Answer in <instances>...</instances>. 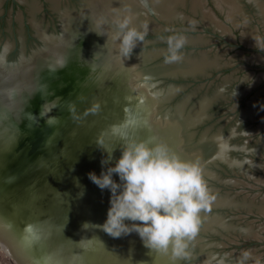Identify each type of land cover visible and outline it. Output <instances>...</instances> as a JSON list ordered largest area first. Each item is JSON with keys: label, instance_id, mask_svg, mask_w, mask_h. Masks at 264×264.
Here are the masks:
<instances>
[{"label": "water", "instance_id": "95a60500", "mask_svg": "<svg viewBox=\"0 0 264 264\" xmlns=\"http://www.w3.org/2000/svg\"><path fill=\"white\" fill-rule=\"evenodd\" d=\"M97 1V7H106L107 0ZM212 1L224 21L241 28L239 41L245 46L236 45L235 56L247 60L243 52L258 39L246 22V5L263 23L264 3ZM131 3L135 10L126 13L129 27L150 37L130 56L120 51L133 66L109 59L106 64L100 53L90 61L78 60L91 38L83 31L70 35L57 52L54 43H46L44 38L62 35L63 11L88 19L81 10L85 0L76 10L55 12L57 23L51 27L43 26L38 5L31 2L33 40L26 42L19 30L18 41H0L1 249L16 264H264L253 249L236 250L240 239L255 240L264 233V201L240 196L244 189L264 184L257 174L264 173V118L254 97L246 98L249 87L241 89V81L229 87L235 79L221 71L230 61H221L222 52H212L214 42L203 33L206 26L212 32L228 31L222 40L235 46L229 43L231 29L205 8V0ZM97 12L120 32L124 20ZM78 45L83 48L76 55ZM173 54L178 58L173 60ZM130 118L137 123L126 129L129 138H155L201 167L209 207L202 211L184 257L149 250L135 233L112 238L99 228L110 193L87 173L101 171V142L114 150V158L120 156L123 141L112 129ZM74 178L83 187L82 196ZM29 225L38 238L25 232Z\"/></svg>", "mask_w": 264, "mask_h": 264}, {"label": "clouds", "instance_id": "9594fccd", "mask_svg": "<svg viewBox=\"0 0 264 264\" xmlns=\"http://www.w3.org/2000/svg\"><path fill=\"white\" fill-rule=\"evenodd\" d=\"M129 24L125 20L119 25L120 51L125 56H130L144 40V34ZM182 43L178 41L175 47ZM177 58L173 54L172 59ZM257 104L264 111V102ZM136 123L135 118H130L121 127L112 129L123 141L120 156L114 158V150L109 151L101 142L98 145L104 153L101 171L87 173L101 191L110 193L106 218L99 228L112 238L135 233L149 250L173 258L184 257L201 223V213L209 207L210 194L201 167L155 138H129L126 129ZM74 181L81 187L82 196L83 187L78 178ZM25 232L38 238L33 225L27 226Z\"/></svg>", "mask_w": 264, "mask_h": 264}, {"label": "bare ground", "instance_id": "6f19581e", "mask_svg": "<svg viewBox=\"0 0 264 264\" xmlns=\"http://www.w3.org/2000/svg\"><path fill=\"white\" fill-rule=\"evenodd\" d=\"M85 2L86 3L84 4V6H82L81 10L87 13L86 16H88V19L84 21L82 20V17L78 18V14L76 12L63 11L61 13V18H63L64 20L62 35L58 36L57 38H44L46 40V43H54L55 48L57 49L55 50V52H57L60 49V45H62L70 35L75 34L76 36V34H79L81 31H83V33L91 36V38L88 41L90 42L88 46H86L85 49L80 52L78 60L81 61V59H83L82 61H90L93 60L91 56L94 55L96 58L99 55L98 53H100L101 55L99 56L100 58L104 57L103 61L105 63L109 59V61H113V63L119 61L121 65H123V63L125 62H130L133 66L134 64L132 60H126L127 58L124 55H120V40L118 38L119 33L114 32V29L116 28L112 24L109 25L108 22L104 20L103 16L97 12H107L106 17H111L117 22H119L120 19L124 21L129 20V16L127 17L126 13L133 12L135 10L134 6L131 3V0H107L106 7H97V4H99L98 1L91 2L85 0ZM139 2L141 3V1ZM236 8H238V6ZM97 19H100L99 22H97ZM36 28L38 30V33H42V27L40 25H37ZM81 48L83 47H80V45L76 47V55L81 50ZM29 59V57L24 58V61L26 62ZM244 203H246V201H244Z\"/></svg>", "mask_w": 264, "mask_h": 264}, {"label": "rangeland", "instance_id": "374dc122", "mask_svg": "<svg viewBox=\"0 0 264 264\" xmlns=\"http://www.w3.org/2000/svg\"><path fill=\"white\" fill-rule=\"evenodd\" d=\"M212 10L209 9V7L205 6V8H208L210 10V13L217 17L219 20H221L226 27L231 29V35H233V40L229 39V43H232L231 41L238 40L240 38L241 28H233L229 22L224 21L223 19V12L219 9L218 6L215 5L214 1H212ZM213 10H215L214 13ZM207 27H204V35L207 39H209L211 42H214L212 46H210L212 52L215 50H218L222 52V60L221 61H230L227 67H223L224 69L221 71L222 76H233L235 80H233L229 87H234L239 84V81H241L240 88H247L249 87V93L246 95V98L249 99L250 97H254V101H264V68L261 67L260 62L255 60H248V57L246 55V50L243 52L244 57L247 58V60H244L238 56H235L236 52L240 50L239 48H236L235 46H231L228 43H225L223 41L218 43V40L212 37V34L207 32L205 30ZM228 34L229 32H219L218 34L223 36L224 34ZM149 35H144V39H149ZM209 41V42H210ZM240 42V41H239ZM241 46H245V44L241 43ZM260 57V55H258ZM248 76V77H247ZM247 77V78H246ZM217 82V80H216ZM241 104L239 105L240 108H243L245 106V101L240 100ZM261 111V110H260ZM262 112L261 119L264 118V111ZM258 122L253 121L252 125H256ZM264 160V159H263ZM257 174L264 178V173L257 172ZM244 181H247L245 179H242ZM245 194H248V200L253 197L254 202L255 201H264V184L262 186H259L257 189H244V191L240 194V196H243ZM254 217L250 216L247 219L251 220ZM263 222L262 219H258L255 221V224ZM239 244H241V247H236V250L240 249H253L257 255H260V258H257L258 260L264 259V233L263 236L260 238L258 237L255 240H239ZM233 248V247H231ZM235 248V247H234ZM255 261V260H253ZM257 261V260H256ZM0 264H16L15 261L8 256L3 249L0 247Z\"/></svg>", "mask_w": 264, "mask_h": 264}, {"label": "flooded vegetation", "instance_id": "af4514ba", "mask_svg": "<svg viewBox=\"0 0 264 264\" xmlns=\"http://www.w3.org/2000/svg\"><path fill=\"white\" fill-rule=\"evenodd\" d=\"M80 0H0V41H18V31L22 33L25 41L30 43L33 40L32 28L30 24V3L36 2L38 5V17L39 20L43 18V26L47 23L50 25L57 23V17L55 12L60 10H71L72 8L78 9V2ZM95 2L97 0H87ZM206 6L209 9L212 8V0H205ZM264 3V0H261ZM86 3V2H85ZM215 10H213L214 12ZM215 13V12H214ZM216 14V13H215ZM246 14H247V24L249 27L255 29V35H257L256 40H254V45L249 51H245L246 55L249 58H252V61H258L261 64V67L264 68V21L261 23L259 16L255 14L254 8L250 5H246ZM224 18V16H223ZM37 25V24H35ZM207 32L212 34V37L218 40V43L223 41L222 36H219L217 32H212V26H206ZM232 45H238L241 47V44L238 40L231 41ZM236 48H238L236 46ZM254 49V50H253ZM260 55V57H258Z\"/></svg>", "mask_w": 264, "mask_h": 264}]
</instances>
